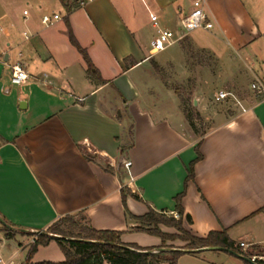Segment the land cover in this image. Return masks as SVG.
Listing matches in <instances>:
<instances>
[{"label": "crops", "instance_id": "crops-1", "mask_svg": "<svg viewBox=\"0 0 264 264\" xmlns=\"http://www.w3.org/2000/svg\"><path fill=\"white\" fill-rule=\"evenodd\" d=\"M195 1L0 0L2 218L36 232L83 215L97 230L123 232L124 243L160 247L162 238L134 230L140 222L126 214L123 191L134 216L152 208L179 218L176 197L186 189L187 231H226L244 251H264V97L252 89L264 82V0H206L213 28L152 55L158 31L181 34ZM45 14L61 19L47 27ZM18 63L29 75L22 85L12 83ZM220 91L247 111L233 99L215 108ZM186 98L216 123L201 138L191 130ZM0 234V245L17 240L24 251L34 239ZM165 245L197 252L180 239Z\"/></svg>", "mask_w": 264, "mask_h": 264}, {"label": "trees", "instance_id": "trees-1", "mask_svg": "<svg viewBox=\"0 0 264 264\" xmlns=\"http://www.w3.org/2000/svg\"><path fill=\"white\" fill-rule=\"evenodd\" d=\"M67 1V0H63ZM74 44L83 53L87 63L89 75L95 77L98 75V71L92 64L86 51H84L75 41ZM184 48L189 49L187 43L183 44ZM159 71V66L155 65ZM184 107L188 122L193 127L195 126V117L200 116L199 113H195L194 109L190 105V101H184ZM201 141L197 145L199 152ZM199 153L198 158L191 164L190 174L188 180L194 179V166L201 158ZM186 193V189L176 197L177 207L176 212L179 214V218L174 215H167L164 212H158L150 208L149 212L141 217L134 216L127 207V196L123 191V201L126 208V214L128 217L140 222L138 227L134 230L140 232H146L150 235L158 236L162 238L163 245L160 247H141L138 244H129L122 241L121 231L110 230H97L90 225H84L76 219L73 215L61 217L54 224L48 227L42 233H36L32 231H23L25 228L17 227L16 225L8 222L17 229L19 233L23 235H29L36 237V242L31 246L28 261L34 257L40 245L49 244L55 240L64 256L65 260L60 262L43 261L37 264H176L179 257L186 253L183 250L175 249V247L166 246L167 240H182L187 242L184 247L186 250H199L207 247H224L247 257L252 258L256 255V252L264 253L257 247L252 248L251 251H244L235 241L230 239L226 231L223 232H211L207 237H197L187 231L184 227V208L183 197ZM188 221L191 223L192 219L188 216ZM160 225L175 228L179 234H167L160 229ZM8 237H13L18 231H11L5 227ZM77 231V232H76ZM59 236V237H56ZM201 251V250H200ZM258 264H264V260H256ZM247 264H251L246 261Z\"/></svg>", "mask_w": 264, "mask_h": 264}, {"label": "built area", "instance_id": "built-area-1", "mask_svg": "<svg viewBox=\"0 0 264 264\" xmlns=\"http://www.w3.org/2000/svg\"><path fill=\"white\" fill-rule=\"evenodd\" d=\"M206 0H196L194 2L193 10L182 20L183 31L181 34H177L173 30L170 29H160L157 35L153 38L151 42V53L152 55L162 52L166 50L168 47L173 45L176 41H180L186 37V35L194 30L205 28L211 29L214 26V23L210 20V16L205 11ZM29 11H25L24 14L28 15ZM61 19L59 14L49 15L45 14L42 18V22L47 27L53 26L57 21ZM153 22L158 25L159 19L157 15H152ZM5 27L0 22V36L4 33ZM26 38H29V35L26 33ZM1 60V57H0ZM29 75L26 69L22 64L18 63L13 65V73H12V83L15 85H22L28 81ZM252 89L257 94L262 95L264 97V82L257 80L252 83ZM229 99L235 100L245 112L247 108H245L240 100L233 94L227 91H220L215 96L216 102H223ZM126 168H130L132 166V162H127L125 164ZM36 242V237L31 241L33 245ZM245 244L242 243V246ZM254 261L258 259L257 256L252 257ZM259 260V259H258ZM0 264H37L36 262H18L16 261V256L6 259L2 255H0Z\"/></svg>", "mask_w": 264, "mask_h": 264}, {"label": "rangeland", "instance_id": "rangeland-1", "mask_svg": "<svg viewBox=\"0 0 264 264\" xmlns=\"http://www.w3.org/2000/svg\"><path fill=\"white\" fill-rule=\"evenodd\" d=\"M180 86V84H178ZM186 101H190V98H186ZM233 100H231L232 102ZM231 102H216L213 104L215 108L221 109L222 107H229V103ZM192 108L194 105L192 101L190 102ZM196 109V108H195ZM197 115V112L195 110ZM195 126H191V130L196 134L197 138H201L204 136L216 123L212 117L207 116H196L195 117ZM82 224L87 225L88 222L84 219L83 215H80L77 218ZM0 230L5 231L7 233L5 226L0 223ZM77 232V231H76ZM19 233V231H18ZM21 234V233H19ZM3 238V235L0 234V238ZM32 246V244H29ZM172 247V246H171ZM30 249L22 250L21 244L17 240H8L3 241L2 245H0V253L6 258L10 259L12 256H16V261L18 262H28V257L30 253ZM257 256L264 255V253L256 252ZM36 259L44 260V261H52L59 262V260L64 259V254L59 246V244L53 240L49 244L40 245L38 251L34 255ZM176 264H247L241 258L220 250H201L197 252H187L182 254Z\"/></svg>", "mask_w": 264, "mask_h": 264}, {"label": "water", "instance_id": "water-1", "mask_svg": "<svg viewBox=\"0 0 264 264\" xmlns=\"http://www.w3.org/2000/svg\"><path fill=\"white\" fill-rule=\"evenodd\" d=\"M0 222L3 226H5L8 230H11V231H19V229H17L16 227H14L13 225L7 223L4 218H2L0 216ZM23 231H28L27 229H24ZM36 233H42V234H45L44 231H36ZM56 237H59V236H56ZM200 250H220V251H226V252H229L239 258H241L242 260L244 261H247L251 264H258L256 261H254L252 258L250 257H247L243 254H240L236 251H233V250H230V249H227V248H224V247H207V248H203V249H199V250H192V251H200Z\"/></svg>", "mask_w": 264, "mask_h": 264}]
</instances>
